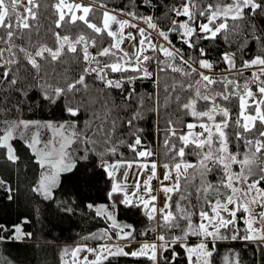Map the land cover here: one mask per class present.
<instances>
[{"label": "snow or ice", "instance_id": "6c2138e0", "mask_svg": "<svg viewBox=\"0 0 264 264\" xmlns=\"http://www.w3.org/2000/svg\"><path fill=\"white\" fill-rule=\"evenodd\" d=\"M158 6L157 0H133L130 7L119 9L109 8L106 0H93L90 4L83 0H53L48 7L56 29L68 25L72 32L82 24L91 34L81 31L72 36L55 31L50 46L47 38L40 39L41 0H0L3 157L15 164L20 157L14 141L24 142L42 169L41 179L32 191L45 200L54 198V189L61 185L63 174H72L81 161L92 160L95 167L88 178L96 177L97 168L102 170L109 184L107 198L111 206L88 203L86 207L94 210L96 216L111 220L113 229L119 227L117 239H135V229L118 225L109 210L117 203L142 209L147 219L155 222L151 230L158 232L156 239L142 243L134 251L113 244H101L98 249L77 246L71 251L73 258L82 251L95 256L91 261L85 256L82 264H102L109 257H143L150 264H177V246L184 250L186 264H214L217 242L229 239L256 242L264 248V226H254L264 220V211L257 214L259 219L253 214L256 206L264 208V0H179L171 5L165 0L167 11L163 18L170 22L166 29L153 15L137 10ZM96 13H100L99 20L93 19ZM133 21L145 23L147 29ZM113 25L117 26L115 30ZM126 28L138 29L140 37L132 56L122 48L125 40H136L131 32H125ZM147 30L155 31L163 43L153 42L151 32L146 35ZM170 33H176L191 52L177 47L169 38ZM105 36L106 45L100 42ZM220 37L230 47L220 52L217 63H213L208 59L209 49L201 42L215 43ZM252 42L259 46L258 54L243 58ZM220 62L225 74H206ZM65 63L80 68L78 77L70 76L67 69L57 77L56 65ZM250 69L253 71L246 77ZM90 79L94 82L91 87ZM137 80H149L154 85V92L147 97L152 102L148 111L159 115L161 109L167 113L172 108L165 125L166 160L162 165L149 159L156 153L143 144L140 135L138 122L144 119L146 98L136 92ZM234 101H238V111L233 110ZM44 109L52 110L53 115L59 110L62 119L25 116ZM181 117H192L196 123ZM197 128L199 132L195 131ZM42 130H50L52 138L43 141ZM233 138L236 151L230 147ZM121 146L133 154L132 160L111 159ZM189 150L197 157L195 163L186 159ZM233 165H238L239 171L233 170ZM83 166L88 168V164ZM159 166L165 169L159 189L165 194L163 207H157L158 197L152 194L151 182L158 179ZM134 167L139 175L129 191L127 178ZM121 169L123 180L116 175ZM149 169L150 174L144 179ZM211 175L218 179L213 182ZM164 181L172 183L166 185ZM118 194L122 196L119 201ZM174 196L178 197L175 201ZM70 203L62 205L61 210L72 212ZM240 211L246 213L243 235L235 229ZM197 215L199 222L194 223L192 218ZM224 231L231 232V236ZM31 236L15 225L14 233L10 237L0 235V240ZM100 236L112 239L108 229L102 230ZM190 236H196L199 242L189 244ZM92 237L97 238L96 234ZM64 254H68L67 249ZM226 264L241 261L237 255L232 260L226 258Z\"/></svg>", "mask_w": 264, "mask_h": 264}, {"label": "trees", "instance_id": "16d2710c", "mask_svg": "<svg viewBox=\"0 0 264 264\" xmlns=\"http://www.w3.org/2000/svg\"><path fill=\"white\" fill-rule=\"evenodd\" d=\"M87 3H93V0H83ZM53 0H41V7L39 9L38 24L41 28L40 39L43 41L47 38V43L52 46L53 38L52 32L60 31L62 34H70L72 36L78 35L79 32L85 31L90 33L84 25L78 24L75 31L69 32L68 25H65L63 29H56L54 24V16L52 10L48 7V4ZM109 8H125L131 6L133 0H106ZM139 2V0H137ZM158 7L156 8V16L153 15L151 9L139 7L137 10L143 15H153L157 18V22L163 28L170 26V22L163 18V14L167 11V8L163 5L165 0H157ZM179 3V0H167V4ZM100 13H96L93 16L94 20H99ZM182 19V18H181ZM169 38L173 43L182 48L186 53H190L191 50L187 49L185 45H182L176 33H170ZM108 38L105 36L101 39V43L106 45ZM22 43V41H17ZM202 46L209 49L208 59L213 63H217L219 53L228 50L230 47L220 37L215 43L201 42ZM235 43V42H234ZM95 51V49H92ZM259 46L254 42L249 44L248 50L245 52L243 58H250L258 54ZM219 70H224L222 62L217 64ZM68 70L70 76L78 77L80 68L76 65L65 63L56 65L55 73L57 77L64 74L65 70ZM155 70V65H153ZM49 73L53 69H48ZM251 72H246L245 76L250 75ZM113 77H119L120 74H112ZM125 75H132V73H126ZM163 76V74H161ZM221 76V75H219ZM217 76V77H219ZM89 86H93V80H88ZM99 87L98 84L95 85ZM131 87V86H129ZM136 92L146 98L144 106V119L138 122V126L142 129L140 135L143 138V144L152 148L155 151V155L149 159L158 161L161 165L166 160L163 155V141L165 139V125L168 119V115L172 112V108L167 110L161 109L159 115L155 112L148 111V107L151 105V101L147 99L149 94L154 92V85L149 80H137L134 84ZM116 98L119 102V92H116ZM161 103H163V94H161ZM135 106V105H134ZM202 107V106H201ZM233 110L238 111V101H234L232 104ZM62 113L59 110L55 111L53 115L52 110L44 109L43 111L37 110L35 113H25L27 118L39 119V120H61ZM132 115L128 113V118ZM83 119V117H82ZM186 122L196 123L192 117H181ZM219 119V117H218ZM199 129V128H197ZM187 131L186 128L183 129ZM49 130H42V140H47ZM14 147L17 149L19 160L13 164L7 161L2 152H0V180L4 181L3 185H0V235L10 237L14 233V226L19 225L23 232L32 233L30 238L23 240L4 239L0 240V264H12V262H18L23 264H36L40 260V255L45 253L54 254L58 253L59 247L63 245L67 247L69 245L79 244L85 242L87 244L92 243H145L155 240V235H152V228L155 227V222L149 221L143 214L142 209L128 208L117 203V205L109 210L115 217L116 223L120 226L131 225L134 229L135 239L119 240L116 238V233L119 232V227L113 229L112 223L106 218L96 216L87 211L86 205L88 203L98 204L104 203L106 206H111V201L107 198V189L109 187L108 182L104 178L102 170L96 169L97 175L94 179H89L95 164L92 160L81 161L76 170L72 174H63L61 176V185L54 191V198L52 200H45L41 195H38L32 191V188L36 186L40 180L42 169L35 163V160L31 154L30 149H27L22 140L17 139L14 141ZM232 151L237 150L236 142L233 138V143L230 145ZM243 151L242 147L240 148ZM122 153V156L120 155ZM132 160L133 154L127 147L121 146L116 156L111 157L112 160L116 159ZM186 159L195 163L197 157L191 154L186 156ZM98 163V161L96 162ZM84 164H88V168H84ZM233 170L239 171V166L234 165ZM210 179L215 182L218 177L211 175ZM264 187V184L261 185ZM11 189L9 192L8 189ZM9 196L12 198L9 199ZM121 195H117V201L121 199ZM177 196L173 197L175 201ZM70 203L73 208L72 212H64L61 210L62 205ZM27 219V223L23 221ZM193 222L198 223L199 217L193 216ZM242 223L235 224V229H238L241 235L244 234ZM108 229V235L112 236L111 240L107 237L101 238V231ZM131 229L125 228V231ZM144 233L143 235H141ZM158 233V232H157ZM92 234H96L97 238H93ZM176 234H180L179 230H176ZM225 235L231 236V232L224 231ZM199 242L196 236H190L188 243L193 244ZM176 251L180 253L177 264H186V258L184 250L176 247ZM239 256L241 264H264V248L258 247L256 242H246L242 240L232 241L231 239L225 241H218L216 251L213 255L214 264H226V258L228 260L234 259ZM102 264H150V262L143 257H109L108 260L102 262Z\"/></svg>", "mask_w": 264, "mask_h": 264}, {"label": "rangeland", "instance_id": "374dc122", "mask_svg": "<svg viewBox=\"0 0 264 264\" xmlns=\"http://www.w3.org/2000/svg\"><path fill=\"white\" fill-rule=\"evenodd\" d=\"M76 2H80V0H76ZM83 3L84 4H89V3L85 2V1H83ZM20 11H23V9H20ZM119 18L120 19H127L128 17H126V16H120ZM133 22L134 23H137L138 24V27H140V28H146L147 29V25L145 23H143L141 21H133ZM116 27H117L116 25H113V29L114 30H115ZM125 32H131L136 37V40L135 41L125 40L124 43L122 44V48L129 53V56H132L133 53H134V51H135L134 45H138V42H139V39H140L139 34H138V29H135V28H126L125 29ZM148 32H151V30H147L146 31V35H147ZM151 39L153 40V42H155V38L152 35H151ZM160 43H163V41L160 42ZM251 71H253V70L252 69L247 70V72H251ZM206 74L214 75V76H219V75L225 74V72H224V70L221 71L218 68H215L211 72H206ZM195 131L199 132L200 129H195ZM49 132L50 133L47 135V140L51 139L52 136H53V133L50 130H49ZM122 173H123V169H121V171L116 174L117 177L119 179H121V180H123V174ZM149 174H150V169H149V171L147 173H145V175H144L143 178L144 179H147V176ZM164 174H165V169L162 166H159L158 169H157L158 179H154L153 180V181H156L157 184L159 185L158 189H156V188L153 187V191H152V194L153 195H156L158 197L157 207H163L164 202H165V194L163 192L159 191V189H160V183H161V181H163ZM138 175H139V172H138V170L135 167L133 168V170H131L129 172V176L127 178V184L129 186V191H131L133 189L134 184H135V180H136V178H137ZM40 179H41V177H40ZM173 180H174V177H173ZM170 183H172V181H164V184H166V185L167 184H170ZM55 189H54V191H55ZM95 205H105V204L104 203H98V204H95ZM87 211L90 213V215H91V212L93 214H95V211L92 210V209H88ZM261 211H264V208H260L259 206H256L254 208L253 214L254 215H257ZM224 215L227 216L226 213ZM245 216H246V213H244L243 211H240V212L237 213V221H236V224H238V223H242L243 224L242 225L243 232H244V230L247 227V225L244 222ZM257 219H259L258 215H257ZM109 221L112 223L111 220H109ZM254 226L257 227V228H260V227L264 226V220H259V223H256ZM157 235H158V233L156 234V236ZM156 236H155V239H156ZM87 240L85 242H83V243L69 245L67 247H64L62 245L61 248L59 247V250H58V253H57L56 256L54 254H49V253H45L43 255H40V257H39L40 260L36 264H64L65 261L67 262V264H74V260H75V264H82L83 258L85 256L88 257L89 261L94 260L95 259V256L92 253H89L88 251H82V252H80L76 258H73L71 256V251L74 248H76L77 246H86L87 247V243H86ZM148 243H151V242H148ZM196 243H198V242H196ZM196 243H193L191 245H195ZM101 244H113V245L126 246L125 247V250L130 252V251H134V250L138 249L141 246L142 243H125L124 244V243H109L107 241L106 242H102V243H92L91 242L92 248H94V249H98ZM66 249L68 250V254L67 255L64 254ZM102 262H104V261H102ZM12 264H23V263H18V262H14L13 261Z\"/></svg>", "mask_w": 264, "mask_h": 264}, {"label": "built area", "instance_id": "2783aa9c", "mask_svg": "<svg viewBox=\"0 0 264 264\" xmlns=\"http://www.w3.org/2000/svg\"><path fill=\"white\" fill-rule=\"evenodd\" d=\"M151 11H152L153 15L156 16L155 14H156L157 10L156 9H151ZM151 35L155 38V43L158 44V43L162 42L155 31L151 30ZM151 183H152V188L154 187V188L158 189L159 185L157 184L156 181H152ZM156 234H157V232H153L152 233V235H155V236H156ZM87 248H92V245L91 244H87Z\"/></svg>", "mask_w": 264, "mask_h": 264}, {"label": "crops", "instance_id": "0c3cea01", "mask_svg": "<svg viewBox=\"0 0 264 264\" xmlns=\"http://www.w3.org/2000/svg\"><path fill=\"white\" fill-rule=\"evenodd\" d=\"M125 244V243H124Z\"/></svg>", "mask_w": 264, "mask_h": 264}]
</instances>
